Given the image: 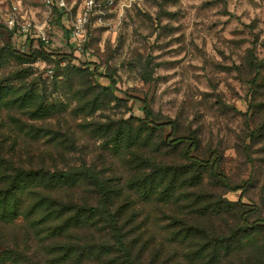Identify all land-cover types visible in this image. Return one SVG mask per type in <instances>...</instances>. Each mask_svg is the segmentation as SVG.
Instances as JSON below:
<instances>
[{
  "label": "rangeland",
  "instance_id": "obj_1",
  "mask_svg": "<svg viewBox=\"0 0 264 264\" xmlns=\"http://www.w3.org/2000/svg\"><path fill=\"white\" fill-rule=\"evenodd\" d=\"M83 1L0 0V158L101 182L138 264H264V0H93L73 34Z\"/></svg>",
  "mask_w": 264,
  "mask_h": 264
},
{
  "label": "trees",
  "instance_id": "obj_2",
  "mask_svg": "<svg viewBox=\"0 0 264 264\" xmlns=\"http://www.w3.org/2000/svg\"><path fill=\"white\" fill-rule=\"evenodd\" d=\"M11 35L9 31V38ZM36 43L37 51L50 58L52 54L43 49V41L37 39ZM31 47L32 43L29 54H26L10 44L11 52L19 59H29L34 53ZM6 90V93H0V106L7 105L15 91L13 88ZM27 101L23 100L21 107L32 109V104ZM141 111L147 125L158 129L169 125L151 120L152 110L146 104L141 106ZM37 115L36 111L32 113V117ZM184 140L179 137L173 141L180 143ZM191 142L185 155L194 159L190 149L196 143ZM200 163L209 169L211 180L227 182L226 176L218 173L213 165L209 166V162ZM78 179L83 177L68 171L39 168L27 171L0 158V264H31L27 254L33 250L43 254L37 264L70 263L71 256L74 259L72 264H88V261L93 264H138L133 252L134 242L125 237L117 212L107 205L108 192L101 182H94L98 199L93 206L55 199L58 188H74ZM67 233L79 237L70 243Z\"/></svg>",
  "mask_w": 264,
  "mask_h": 264
},
{
  "label": "built area",
  "instance_id": "obj_3",
  "mask_svg": "<svg viewBox=\"0 0 264 264\" xmlns=\"http://www.w3.org/2000/svg\"><path fill=\"white\" fill-rule=\"evenodd\" d=\"M48 5L55 4L58 9L66 7V0H44ZM84 12L82 16H79L73 24V34H77L81 30L82 21H84V16L88 13L89 10L95 5L93 0H84ZM0 20H3L10 28L14 25V17L12 14H2L0 10ZM44 40V37L40 38Z\"/></svg>",
  "mask_w": 264,
  "mask_h": 264
}]
</instances>
